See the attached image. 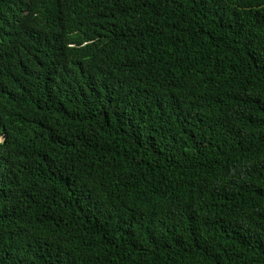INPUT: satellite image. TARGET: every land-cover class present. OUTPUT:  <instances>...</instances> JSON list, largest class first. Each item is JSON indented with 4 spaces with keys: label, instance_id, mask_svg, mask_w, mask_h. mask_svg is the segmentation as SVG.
I'll use <instances>...</instances> for the list:
<instances>
[{
    "label": "trees",
    "instance_id": "1",
    "mask_svg": "<svg viewBox=\"0 0 264 264\" xmlns=\"http://www.w3.org/2000/svg\"><path fill=\"white\" fill-rule=\"evenodd\" d=\"M0 264H264V0H0Z\"/></svg>",
    "mask_w": 264,
    "mask_h": 264
},
{
    "label": "rangeland",
    "instance_id": "2",
    "mask_svg": "<svg viewBox=\"0 0 264 264\" xmlns=\"http://www.w3.org/2000/svg\"><path fill=\"white\" fill-rule=\"evenodd\" d=\"M4 141V137L3 135L0 133V143H2Z\"/></svg>",
    "mask_w": 264,
    "mask_h": 264
},
{
    "label": "clouds",
    "instance_id": "3",
    "mask_svg": "<svg viewBox=\"0 0 264 264\" xmlns=\"http://www.w3.org/2000/svg\"><path fill=\"white\" fill-rule=\"evenodd\" d=\"M2 134V133H1ZM3 135V134H2ZM3 137H4V135H3Z\"/></svg>",
    "mask_w": 264,
    "mask_h": 264
}]
</instances>
